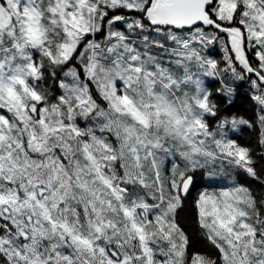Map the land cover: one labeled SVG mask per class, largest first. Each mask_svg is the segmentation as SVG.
Here are the masks:
<instances>
[{
  "label": "snow or ice",
  "instance_id": "obj_1",
  "mask_svg": "<svg viewBox=\"0 0 264 264\" xmlns=\"http://www.w3.org/2000/svg\"><path fill=\"white\" fill-rule=\"evenodd\" d=\"M243 85L264 0H0V264H264Z\"/></svg>",
  "mask_w": 264,
  "mask_h": 264
},
{
  "label": "trees",
  "instance_id": "obj_2",
  "mask_svg": "<svg viewBox=\"0 0 264 264\" xmlns=\"http://www.w3.org/2000/svg\"><path fill=\"white\" fill-rule=\"evenodd\" d=\"M213 58L220 59L222 52L220 46L217 45L215 51L209 53ZM228 82V78H226ZM238 83V82H237ZM218 87V85H217ZM235 87V84H233ZM248 87L247 85L241 86L236 95L231 98V103L228 101H223L221 107L226 110V112L236 115L237 118H243L253 123L252 127L244 125L240 134H236L234 137L237 139L238 143L249 147L255 152L254 159L257 163V168H264V160H261L259 157L264 154V146H261L259 143L260 139V128L258 124L255 123L257 111L253 105L249 102L247 98ZM217 99V102L220 103L219 97H214ZM247 186H249L258 196H264V177H261L260 180H256L251 177H247ZM194 215V209L191 205V198L186 202L185 210L181 213L182 221L189 227L190 230L193 229L192 217Z\"/></svg>",
  "mask_w": 264,
  "mask_h": 264
},
{
  "label": "rangeland",
  "instance_id": "obj_3",
  "mask_svg": "<svg viewBox=\"0 0 264 264\" xmlns=\"http://www.w3.org/2000/svg\"><path fill=\"white\" fill-rule=\"evenodd\" d=\"M242 127H243V126H242ZM242 127H240V128L237 130V132H236L237 135L240 134V132H241V130H242ZM236 134H235V135H236ZM233 138H235V137H233ZM235 139H236V138H235ZM234 179H235L234 176L226 177V178H225V183H226V184H230Z\"/></svg>",
  "mask_w": 264,
  "mask_h": 264
}]
</instances>
